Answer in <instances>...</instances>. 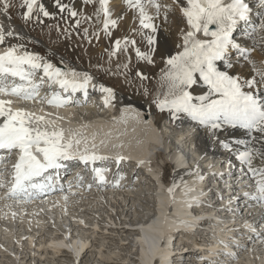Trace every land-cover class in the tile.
Instances as JSON below:
<instances>
[{
    "label": "bare ground",
    "instance_id": "bare-ground-1",
    "mask_svg": "<svg viewBox=\"0 0 264 264\" xmlns=\"http://www.w3.org/2000/svg\"><path fill=\"white\" fill-rule=\"evenodd\" d=\"M165 1L168 3V0H160V3ZM64 2L77 5L83 17H91L82 22V30L87 27L88 30L93 27L102 30V25L96 21L94 15L98 4L86 5L83 0H64ZM14 3L18 5L19 0H14ZM43 3L46 7L47 5L54 7L52 0H45ZM183 4L185 0L181 1V5ZM111 6L113 18L124 13L116 29L122 31L126 26L129 30V38L141 37L133 31L139 22L138 20L134 22L133 13L127 11L123 0H113ZM167 6L172 8L173 12L165 8L164 11L167 12L162 10L163 12H160L154 21L158 26L156 48L159 52L164 49L167 54L176 55L183 50L180 47L181 37L187 30V23L180 12V5L171 7L168 3ZM17 8L19 7H13L10 10L11 21L0 15V23H4L6 27L11 23L21 37L30 36L27 27L16 23V19L20 17L15 12ZM154 11L149 9L152 15H155ZM56 13L59 17L64 16V14ZM80 18L77 17V19ZM258 18L259 12L254 9V19L258 20ZM46 27L48 28L44 31L50 28ZM54 28L57 26H52L50 29ZM236 39H244L249 48L255 46L251 52V58L257 61V66H264V46L259 43L258 36L249 38L237 32ZM34 40L38 47L53 49L47 40L45 42L39 37ZM104 43L102 40L98 45L96 42L85 43L84 47L88 51L83 48L81 55L88 60L90 56L87 52L96 51L95 56L91 58L99 57L101 51L107 53L108 48L105 49ZM19 44L22 43L7 40L4 45H0L5 46L0 47V53L11 45ZM23 45V50L43 57L64 72L74 70L77 73H88L93 78L92 82L88 85L85 96L83 91L75 94L63 92L58 85L50 88L45 81L40 91L41 97H50L51 93L58 92L63 96H70L75 101L59 108L49 106L46 102L41 104L22 101L16 97L3 98L13 101L14 110L23 109L34 113L35 116H43L46 122L53 121L55 124H60L55 131L62 130L65 141L79 139L81 151L87 147L89 152L94 151L98 156L106 157V159L97 160L95 163L90 162L89 166H84L79 158L71 160L70 163L65 162L68 167L75 164L72 168L74 171L71 173L74 177L71 190L46 193L45 197H52L47 201H40L41 197L33 202H24L7 198L12 181L9 170L13 169L19 157L18 152L9 153L8 157L3 159L5 163L0 164V173L5 185L0 188V257H7L8 264H93L95 258L100 261L107 259L109 262L106 260L105 263L110 264H264V233H258L257 228L249 223L243 214L238 216L234 214L233 209L230 212L224 209V206L231 208L232 203H236L238 198L232 196L254 192L253 184L248 180L249 175L246 174V177H243L242 172L227 170L232 177L222 178L221 183L218 181L220 168L218 165L214 168L213 162L221 157L224 162L234 160L241 165L235 159V151L229 153L219 142L217 145V140L185 114H181L175 120L169 114L165 120H156L155 115L150 111L151 100L147 99L145 102L134 100L118 91L113 84L101 81L97 73L96 75L93 73V68L86 70L77 64L72 67L73 64L69 59L63 58L61 62H57L54 58L42 53L40 49ZM109 53L102 61L101 67H104L108 73L115 69L119 75L116 78L118 87L128 85L130 88H137L136 82L143 83L136 75L129 78L127 75L131 74L123 72L122 65L131 63L126 55L121 53L109 60ZM233 63L236 62L233 61ZM118 65L121 66L119 71H117ZM242 65L236 63L232 72L242 77L251 76L252 72L245 70L247 62L243 65L244 67ZM164 73H158L154 77L155 87ZM13 82L20 83L18 79L13 81V78L9 77L7 83ZM201 84V93H205L207 90L202 82ZM99 85L113 89L114 102L119 104V111L115 112V107L111 104L107 107L104 105L106 94L99 90ZM140 90L143 97H153L152 89L140 88ZM163 90L167 91L166 81ZM234 130L239 134L234 131L232 136L228 137L222 134L226 133L223 131L219 139L229 143L248 139L242 130ZM93 145L96 146L94 149ZM234 147L242 150V146ZM15 155L17 158L11 162ZM206 156L208 157L205 158ZM118 157H123L119 163H117ZM155 158L160 168L156 167L157 170L154 172L152 165H157ZM167 164L171 165L172 171L166 181ZM118 166L117 171L120 175L112 171ZM93 168L108 169L104 173L107 181L105 184L101 185L95 179ZM197 171L203 177L208 171H214V174L207 179L205 177L202 183L196 184L197 177L190 173ZM243 172L247 173V170L244 169ZM151 174L154 175L150 177ZM7 181L8 183H5ZM184 182L196 187L193 196H199L201 192L206 193L199 196L198 205L189 206L183 202ZM173 183L180 185L175 189L174 196L169 195V188ZM218 185L227 186L228 190L218 189ZM139 191L152 192L155 197L152 199L155 213L152 217L138 209L139 213L135 208L139 202L138 198H141L138 195ZM54 195L57 197H53ZM144 197L143 195L142 198ZM244 200H246L245 197ZM252 201V213L264 214V210L257 213L259 205ZM137 212L140 215L139 218L134 216ZM121 216L134 218L133 223H128L131 219H128L127 223H121ZM176 221H182L191 226L184 227ZM246 224L252 225L255 231L245 227ZM131 233L133 235L129 237ZM167 247L172 248L167 251ZM128 249L129 253L135 249V255L122 254L119 258L121 255L119 253ZM176 249H179L181 253V256H177L178 261L175 257V260L173 257L169 259V253ZM87 256L91 261L87 262L85 259Z\"/></svg>",
    "mask_w": 264,
    "mask_h": 264
},
{
    "label": "snow or ice",
    "instance_id": "snow-or-ice-1",
    "mask_svg": "<svg viewBox=\"0 0 264 264\" xmlns=\"http://www.w3.org/2000/svg\"><path fill=\"white\" fill-rule=\"evenodd\" d=\"M52 3L56 12L61 15L67 13L75 21L76 28H80L83 21L91 19L83 17L64 0H52ZM83 3L99 5L94 13L95 19L102 25L104 35L111 37L112 30L118 27L124 13L113 18V0H83ZM123 3L127 11L133 13L134 22L138 20L139 28L133 31L147 42L148 51L142 52L137 47V40L124 37L114 41L109 60L118 54H127L131 49L135 51L137 60L154 64L153 53L157 51L158 44V26L154 21L162 7L168 11L171 9L162 5L160 0H123ZM173 4L180 5L187 30L181 37L180 47L183 50L166 60L168 70L162 79L167 82V92L163 99L158 97L155 102L160 111L167 110L173 120L185 114L195 124L202 126L227 152L235 151V159L247 170L253 181L254 192H245L244 195L250 196L264 209V66H257L251 58L255 46L249 48L244 39H236L237 32L249 38L258 36L259 43L264 46V0H185L183 5L180 0H173ZM17 6L22 10L20 16L25 24L33 21L42 24V18L55 19L54 13L42 0H19L18 5L14 0H0V15L11 21L10 10ZM149 9H154L155 15L150 14ZM254 9L259 12L258 20L254 19ZM93 35L99 39V32ZM84 36L88 37L87 28L84 29ZM9 38L23 39L11 23L7 27L0 23V45H4ZM23 49V44L11 45L0 53V150L19 153L13 165L7 198L27 202L33 198V193H42L51 187V177L45 175L50 170H59L65 162L77 158L88 164L106 157L98 156L94 151L89 152L87 147L81 151V140L65 141L62 130L49 131L47 126H41L50 123L43 116H35L23 109L14 110L13 101L3 98L16 97L41 104L46 102L58 108L75 102L70 96L58 92L51 93L50 97H41L40 91L45 81L50 88L58 85L63 92L75 94L83 91L87 95L88 85L93 79L88 73L74 70L64 72L43 57ZM234 60L236 63L246 61L252 69V75L242 77L234 74ZM120 67L117 66V71ZM122 67L126 72L129 63H124ZM135 74L141 80L147 78L141 72ZM9 77L13 81L18 79L20 83H7ZM198 82L205 86L207 91L204 94H195ZM98 87L106 94L104 105L107 107L114 99L113 89L103 85ZM228 129L242 130L248 139L235 140L233 143L220 140V133ZM234 146H242V150ZM95 147L93 145V149ZM122 159L118 157L117 163ZM106 171L108 169L93 168L95 179L101 185L107 182L104 175ZM190 175L197 177L196 184L204 180L198 171ZM4 186L0 173V188ZM177 187L180 185L173 183L169 195L174 196ZM195 192V186L184 182L183 202L189 206L198 205L199 196L206 193L193 196ZM176 223L184 227L191 226L182 221ZM245 227L255 231L252 225L246 224Z\"/></svg>",
    "mask_w": 264,
    "mask_h": 264
},
{
    "label": "rangeland",
    "instance_id": "rangeland-1",
    "mask_svg": "<svg viewBox=\"0 0 264 264\" xmlns=\"http://www.w3.org/2000/svg\"><path fill=\"white\" fill-rule=\"evenodd\" d=\"M42 1L44 2L45 0H42ZM181 1L182 0H180V4H181ZM168 3H169V5H171V7L177 6V5L173 4V0H168ZM168 3L165 1L161 4L167 6ZM69 5L75 7L77 10L79 9V7L77 8V5L76 6L71 5V4H69ZM47 7L50 11H52L54 13L55 19L42 18L44 21L42 24L36 23L35 21L25 24L24 21L21 19V16H20V13L22 12V10H20V8H17L15 12H16V14H18V17L19 16L20 17L16 19V23L22 24L24 27H27L28 28L27 30L29 31L30 36H23V39L9 38L8 40H10L11 42H20L22 44H25V46H27L28 48L33 47L36 49H40L42 51V53H44L48 57L54 58V60L57 62H61L60 60H62L63 58H65L66 60L69 59L71 64H73L72 67H75L76 66L75 64H77V65H81L86 70L93 68L92 69L93 73L95 75L97 73V76L101 81H106L107 83L113 84L114 87H117L118 91H121L122 93L127 94L128 96H130L134 100H141L143 102H145L147 99L151 100L152 102H151V110L150 111L152 112V114L155 115L156 120H162V119L165 120V118L167 117V115L169 113H166L164 111L163 112L160 111V109L158 108V106L155 102L158 97L160 99H163L164 94L167 92V91L163 90V88L165 86V81L162 78H160V79H158L157 86L156 87L154 86V77L157 76L158 73H163V72H166L168 70L166 60L170 55L167 54L164 49H162L161 52L156 51L155 53H153V59L155 61L154 64H148L146 61L137 60L136 55H135V51L131 50V51H129L130 53L128 52L127 54H124L127 56L128 60L129 59L131 60V63L129 64V70H127L126 72H125V70H123V72L131 74L132 76L127 75L129 78L133 77V75L135 76L136 72H141L147 78L143 79V80L140 79V82H143V83L136 82L135 85L137 86V88H130V87H128V85L123 86V87H118L119 85L116 84V80H117L116 78H118L119 75H117V73L115 72V69H113L112 71H109V73H108L105 70V68L101 67V66H102V61L104 60L105 56L112 50V46H113L114 41L116 39H122L124 37H128V31L129 30L126 28V26H124V29L122 31H119L118 29H113L111 37H106V36L104 37V33L101 29H99V28L96 29V27L95 28L93 27L94 30L92 28L90 30H88V37L85 38L84 30L81 29V27L83 28L82 23H81L80 28H76L75 27V21L72 18L68 17L67 13H64V16L59 17L53 6L47 5ZM151 10L154 11V9H151ZM162 10L164 11L165 8L162 7L160 12H163ZM171 10H172V8H171ZM164 12H167V11H164ZM171 12H173V11H171ZM170 22H171V20H170ZM46 26H49L50 28L52 26H57V28H54V29L49 28L46 31H44L45 28H48ZM138 27H139V23H138V26L135 27V29H137ZM87 29H88V27H87ZM94 32H99V39H97L96 36L93 35ZM38 37L42 38L45 42L47 40L49 46L53 49H49L47 47L44 48L41 46H39L40 47L39 48L38 44L36 43V40H34ZM101 40L103 42H105L104 43L105 49L108 48L107 49L108 52L106 53L104 51L103 52L101 51L99 57H97V58H91V56H95L96 51H93V52L91 51L89 53L87 52V55L90 56V59L85 60L83 58V56L81 55L83 48H85L84 47L85 43L90 44V43L96 42V45H98ZM135 40H137V42H138L137 46L141 49L142 52L148 51L147 42L144 41L142 39V37H139L137 39L135 38ZM61 45H63V46H61ZM97 48H98V46H97ZM85 50L88 51L87 48H85ZM93 50H95V49H93ZM83 54L85 55V53H83ZM131 54L133 55V57H130V56H132ZM242 63L244 65L246 63V61L241 60L238 62V64H240V65H242ZM243 65H242V67H244ZM246 66L248 68L246 67L245 70H247L248 72H250V71L252 72V69L250 68L248 63ZM113 74H115V77H113ZM200 85L202 87L201 82H198L196 87H200ZM140 88H142L143 90H145V88L152 89L153 97L152 98L143 97L141 94L142 90H140ZM156 90H159V91H156ZM196 93L200 94L201 88L199 89V92H198V88H197ZM201 94H204V93H201ZM146 96H150V94H146ZM164 120H163V122H164ZM163 122H162V124H163ZM234 131H235L234 129H229L226 131V133H222V134H225L226 136L229 137V136H232ZM235 132L237 134H239V132H237V131H235ZM235 137H236V135H235ZM217 145H219L218 142H217ZM154 161L157 163L156 158ZM156 167L158 169L160 168L158 163L156 166H155V164L152 165V169H154V172H155V170H157ZM171 171H172L171 165H168V168L165 171V180L166 181L168 179V176H170ZM161 173H163V171H161ZM152 175H154V174H151L150 177ZM138 195L141 196V198H138L139 202L137 203L135 208H137V211L143 210V212L146 215H149L152 217L155 214L154 208H153V203H152V201H153L152 199L153 198L155 199V197L153 196L152 192L149 193L147 191H143V192L139 191ZM143 195L145 196L144 198H142ZM140 211H139V213H140ZM128 215L132 216V214H128ZM134 216H137V218H139L140 215L137 212V213H135ZM128 219H131V222H128ZM133 220H134V218H130V217L124 218V216H121L120 222L121 223H123V222L133 223ZM128 225H130V224H128ZM132 235L133 234L131 233V235L129 237H132ZM118 239H120V238L118 237ZM169 243L172 244V242H169ZM170 248H172V247H170ZM170 248L167 247V251ZM179 249L171 251L168 255L169 259H171L172 257L177 258L178 255L181 256ZM116 251L118 252V250H116ZM128 251H129V249L126 250L125 252L119 253V254H121V255H119V258L122 257V254H126L127 256L128 255H132V256L135 255L134 254L135 249H134V251L132 250V253H129ZM6 258L7 257H4V258L0 257V264H8L7 260L9 261V259L6 260ZM175 258H174V260H175ZM85 259L87 260V262L91 261V260H88L89 259L88 256L85 257ZM178 259L179 258H177L176 260L178 261ZM106 260L104 259L103 261H100L98 258H95L93 264H110V263H105ZM180 261H181V259H180ZM107 262H109V260H107Z\"/></svg>",
    "mask_w": 264,
    "mask_h": 264
}]
</instances>
